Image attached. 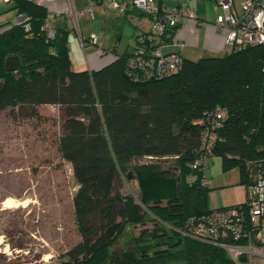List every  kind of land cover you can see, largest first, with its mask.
<instances>
[{
	"label": "trees",
	"instance_id": "obj_1",
	"mask_svg": "<svg viewBox=\"0 0 264 264\" xmlns=\"http://www.w3.org/2000/svg\"><path fill=\"white\" fill-rule=\"evenodd\" d=\"M20 11L27 21L0 25V113L36 118L39 106L57 108V149L77 185L71 202L80 236L61 264H244V254L234 259L221 243L247 242L254 224L248 196L211 208L204 167L194 163L221 155L226 166H239L249 193L264 166V42L181 57L157 77L148 73L149 51L170 41L176 27L158 35L138 28L131 51L98 69L74 70L67 32L48 37L42 12ZM8 56L15 69L5 68ZM208 131L214 137L207 151ZM145 156L171 164H133ZM129 166L139 178L136 194L122 190ZM221 212L227 223L213 220ZM211 220L216 231L206 233ZM139 224L149 225L128 229Z\"/></svg>",
	"mask_w": 264,
	"mask_h": 264
},
{
	"label": "rangeland",
	"instance_id": "obj_2",
	"mask_svg": "<svg viewBox=\"0 0 264 264\" xmlns=\"http://www.w3.org/2000/svg\"><path fill=\"white\" fill-rule=\"evenodd\" d=\"M38 111L40 116L36 118L0 113V253L5 256L0 264H61L65 258L62 253L80 238L71 202L77 185L70 163L57 149L58 111L52 105L39 106ZM153 160H159L163 167L171 164L170 158L148 156L133 164ZM128 172L131 177L122 190L136 194L139 178L132 166L125 169V174ZM203 174L210 182L211 208L220 202L246 201L247 188L239 182L237 164L226 166L221 155L213 154ZM7 199L13 201L12 205H5ZM147 225L128 229L137 233ZM253 264H264V258L254 257Z\"/></svg>",
	"mask_w": 264,
	"mask_h": 264
},
{
	"label": "crops",
	"instance_id": "obj_3",
	"mask_svg": "<svg viewBox=\"0 0 264 264\" xmlns=\"http://www.w3.org/2000/svg\"><path fill=\"white\" fill-rule=\"evenodd\" d=\"M94 1L93 5H90ZM108 0H0V25L14 23L20 9L40 11L51 27L66 31V41L71 66L74 70L98 69L111 62L118 54L131 51L134 31L146 29L148 16L132 7L125 14L103 4ZM161 6L187 5L196 11L197 19H188L178 25L170 41L162 44L161 51L177 52L184 59L222 55L228 50L224 33L219 32L213 21L220 12L215 0H152ZM243 0H233L236 10ZM91 6L90 12L84 7ZM70 10L77 11L75 17ZM94 35L96 42L89 37ZM80 36L84 39L81 43ZM13 197L5 195L4 198ZM4 198L2 200H4ZM230 205L218 203L216 207ZM5 208V207H1Z\"/></svg>",
	"mask_w": 264,
	"mask_h": 264
},
{
	"label": "built area",
	"instance_id": "obj_4",
	"mask_svg": "<svg viewBox=\"0 0 264 264\" xmlns=\"http://www.w3.org/2000/svg\"><path fill=\"white\" fill-rule=\"evenodd\" d=\"M215 2L220 8V12L216 15L213 23L219 32L224 33V41L229 48L246 43L264 42V0H243L239 10L234 7L233 0H215ZM93 4L94 1H91L90 5ZM103 5L116 10L119 14H125L128 7L144 12L148 16V29L157 35L163 34L169 28L183 24L188 19H197L196 11L187 5L166 7L152 0H108ZM82 11L90 12L91 6L84 7ZM68 14L75 17L77 11L70 10ZM27 20L28 16L23 14H18L16 18L17 22ZM41 29L48 37H52L55 33V28L47 25L46 21L41 25ZM89 39L96 42L94 35H91ZM83 40L80 36L81 43ZM162 43L149 51L153 53V57L150 56L146 63L148 73L157 77L169 74L181 63V56L178 53L161 52ZM216 111L217 115L221 114L219 109ZM213 137L214 135L209 131L204 134L203 144L207 151ZM204 156L201 155L197 158L194 164H202L203 167L207 165V158ZM254 181L248 193L247 203L249 219L254 224L248 229L247 242L242 246L221 243L234 259L240 254H244L246 256L244 264H253L254 257L264 258V166L257 173ZM201 183L206 185L210 182L206 177H202ZM227 216L228 213L221 212L213 220L222 224L227 223L229 221ZM204 228L202 227V229ZM213 231H216V227L211 220L206 228V233Z\"/></svg>",
	"mask_w": 264,
	"mask_h": 264
},
{
	"label": "water",
	"instance_id": "obj_5",
	"mask_svg": "<svg viewBox=\"0 0 264 264\" xmlns=\"http://www.w3.org/2000/svg\"><path fill=\"white\" fill-rule=\"evenodd\" d=\"M16 66H17V60H16L15 57L8 56V57L5 59V68H6L7 70L15 69Z\"/></svg>",
	"mask_w": 264,
	"mask_h": 264
},
{
	"label": "bare ground",
	"instance_id": "obj_6",
	"mask_svg": "<svg viewBox=\"0 0 264 264\" xmlns=\"http://www.w3.org/2000/svg\"><path fill=\"white\" fill-rule=\"evenodd\" d=\"M12 200L11 199H7V200H5V205H7V206H9V205H12Z\"/></svg>",
	"mask_w": 264,
	"mask_h": 264
}]
</instances>
